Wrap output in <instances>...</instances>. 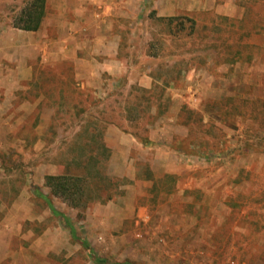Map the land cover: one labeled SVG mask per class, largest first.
I'll return each mask as SVG.
<instances>
[{
	"label": "rangeland",
	"instance_id": "obj_1",
	"mask_svg": "<svg viewBox=\"0 0 264 264\" xmlns=\"http://www.w3.org/2000/svg\"><path fill=\"white\" fill-rule=\"evenodd\" d=\"M137 1L170 56L152 87L0 124V264H264V0ZM33 2L10 0L13 23ZM60 174L87 179L74 200Z\"/></svg>",
	"mask_w": 264,
	"mask_h": 264
},
{
	"label": "crops",
	"instance_id": "obj_2",
	"mask_svg": "<svg viewBox=\"0 0 264 264\" xmlns=\"http://www.w3.org/2000/svg\"><path fill=\"white\" fill-rule=\"evenodd\" d=\"M183 1L175 12L173 0H163L157 16L180 14ZM9 3L0 0V124L24 130L40 124L53 115L47 110L56 107L58 93L75 88L106 94V87H124L129 77L152 87L157 64L169 61L154 51L155 36L137 0H46L37 29L13 23ZM116 131L109 128L106 140Z\"/></svg>",
	"mask_w": 264,
	"mask_h": 264
},
{
	"label": "trees",
	"instance_id": "obj_3",
	"mask_svg": "<svg viewBox=\"0 0 264 264\" xmlns=\"http://www.w3.org/2000/svg\"><path fill=\"white\" fill-rule=\"evenodd\" d=\"M45 3L46 0H34L32 5L27 7L23 12L20 20L24 22V28L26 29H37L41 23V20L45 14ZM87 179L73 174H60V175H50L48 176V184L52 186L54 192L64 194L69 198L75 199L77 190L81 188L79 186L81 181ZM74 204H79L73 201ZM54 210V209H53ZM56 212V211H54ZM71 228H73L71 226Z\"/></svg>",
	"mask_w": 264,
	"mask_h": 264
}]
</instances>
